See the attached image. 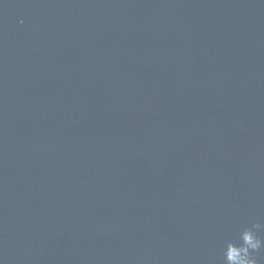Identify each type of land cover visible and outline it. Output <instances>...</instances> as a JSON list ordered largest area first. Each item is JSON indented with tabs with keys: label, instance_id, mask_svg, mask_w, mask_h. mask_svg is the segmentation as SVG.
<instances>
[{
	"label": "water",
	"instance_id": "1",
	"mask_svg": "<svg viewBox=\"0 0 264 264\" xmlns=\"http://www.w3.org/2000/svg\"><path fill=\"white\" fill-rule=\"evenodd\" d=\"M257 221L264 0H0V264H224Z\"/></svg>",
	"mask_w": 264,
	"mask_h": 264
},
{
	"label": "clouds",
	"instance_id": "2",
	"mask_svg": "<svg viewBox=\"0 0 264 264\" xmlns=\"http://www.w3.org/2000/svg\"><path fill=\"white\" fill-rule=\"evenodd\" d=\"M264 224L255 222L242 228L236 240H228L223 248L224 264H257L254 253L264 248Z\"/></svg>",
	"mask_w": 264,
	"mask_h": 264
}]
</instances>
